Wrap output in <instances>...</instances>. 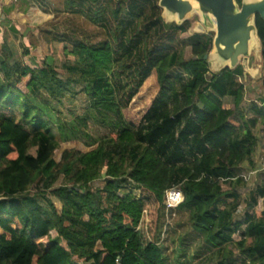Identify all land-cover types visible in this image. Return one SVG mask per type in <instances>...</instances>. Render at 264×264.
I'll use <instances>...</instances> for the list:
<instances>
[{
  "label": "trees",
  "instance_id": "16d2710c",
  "mask_svg": "<svg viewBox=\"0 0 264 264\" xmlns=\"http://www.w3.org/2000/svg\"><path fill=\"white\" fill-rule=\"evenodd\" d=\"M17 2L25 13L29 2ZM49 4L57 16L75 12L76 0H65L62 10ZM106 5L113 23L124 12L138 21L140 7L159 12V23L180 35L190 29L188 22L165 24L158 0ZM14 10V4L1 7L0 30L9 35L19 34L9 24ZM102 15L93 10L91 28ZM78 24L68 22L66 32L45 38V55L33 67L11 63L6 37L0 43V264H176L166 244L177 215L185 216L200 250L221 252L224 262L236 254L238 264H264V184L238 193L246 187L238 171L252 166L254 131L264 126V96L259 106L243 108L244 88L236 83L241 68L210 73L203 57L212 36L196 35L204 39L146 55L144 80L154 94L134 108L143 100L139 86L124 106L110 83L124 69H115L120 36L108 39L99 26L75 32ZM255 24L264 65V22L256 16ZM260 83L264 88V77ZM82 98L83 115L75 107L64 111L65 102ZM90 119L111 131L90 139ZM80 141L87 143L64 147ZM170 189L182 201L168 209Z\"/></svg>",
  "mask_w": 264,
  "mask_h": 264
},
{
  "label": "rangeland",
  "instance_id": "374dc122",
  "mask_svg": "<svg viewBox=\"0 0 264 264\" xmlns=\"http://www.w3.org/2000/svg\"><path fill=\"white\" fill-rule=\"evenodd\" d=\"M28 8L25 13L17 11L20 3L17 0H0V7H5L9 4H14L16 10H14L8 17L9 24L13 25L19 32L17 35H9L4 27L0 31V43L2 38L6 37L7 47L12 53L11 63L19 61L23 65L34 66L36 61L43 58L45 55L44 41L46 39H53V37L59 32H66L68 22L79 23L75 25L76 32L84 31L86 33H93L92 30H96L97 26L102 28L105 32V37L111 39V35L120 36V52L115 56V69L121 65L124 69L119 70L120 76L115 79L110 76V83L114 88L115 98L122 105H127L137 91V88L141 86V96L143 100L141 103L134 106V108L141 107L144 103L149 102V98L154 94L155 89L151 88V80H144L150 71L149 62L145 56L151 55L152 51L162 50L163 47H173L177 43L180 44L183 40L188 42H196L204 39L203 36L197 37L198 34H183L180 35L176 32L173 26L163 27L159 23V12H151L150 8H140L142 10V16L136 20L127 18L125 12L120 15V21L113 23L111 13L106 5V0H101L97 5H90L85 1H77L75 12H64L62 15L54 16L50 13V4L57 9L62 10L65 0H27ZM124 10L127 13L132 12V6L130 4H124ZM103 15L100 19V24L92 27L89 25L93 10H100ZM149 9V10H148ZM75 13L74 16L70 14ZM69 14V15H68ZM85 21V22H84ZM191 30L197 23L198 19L195 16L189 17L187 21ZM89 23V24H88ZM158 24V25H156ZM6 25V24H5ZM120 26V29L116 30V27ZM73 27V28H75ZM70 29V28H69ZM188 30V31H189ZM206 38L211 37V34L206 33ZM172 40L176 42H172ZM57 57V56H56ZM249 65L253 66V58L250 57ZM254 67V66H253ZM264 77V65L258 71L257 76L254 78L247 77L246 79L238 77L236 83L238 86L244 88V101L242 107H246L250 103H254L259 106V99L264 96V88L262 87L260 80ZM150 81V82H149ZM151 84V85H150ZM147 86L150 87V91H146ZM138 101V102H140ZM230 101V100H225ZM87 104L84 99H77L75 104L71 105L69 102H65V109L75 107L76 115H83ZM94 120L90 119L86 123L85 133L90 139H98L99 137L106 136L111 128L106 125L94 124ZM254 134L257 138V144L263 148V153L259 157L255 156V160L261 159V169L256 168V162L252 156V167L249 164H244L238 171V173L244 178L246 187L239 190L238 193L243 197L246 193L254 190L256 187L264 184V126L258 125ZM83 142V143H82ZM87 141H80L71 144H66L64 147H82ZM257 145V146H258ZM129 191H133L135 195H139L132 187H127ZM55 202V200H52ZM258 210H262L261 201L258 202ZM243 205H241L238 213L235 216L236 220H241L243 215ZM188 223L184 215H177L171 226L168 228L167 233V248L166 255L169 260L174 261L176 264H238V257L234 255V259H230L226 262L222 260L221 252H204L199 249L200 243L193 240L188 228ZM179 239L186 243L185 246L179 245ZM234 239L237 240V237ZM187 241V242H186Z\"/></svg>",
  "mask_w": 264,
  "mask_h": 264
},
{
  "label": "water",
  "instance_id": "95a60500",
  "mask_svg": "<svg viewBox=\"0 0 264 264\" xmlns=\"http://www.w3.org/2000/svg\"><path fill=\"white\" fill-rule=\"evenodd\" d=\"M126 1V0H117ZM191 3L196 4L193 10ZM161 19L165 24L181 25L195 16L198 23L189 34H211V49L203 60L209 72L240 67L242 78H254L263 65L261 43L256 30V16L264 22V0H158ZM175 17L176 21L168 19ZM0 7V21H4ZM253 58L254 67L249 65Z\"/></svg>",
  "mask_w": 264,
  "mask_h": 264
},
{
  "label": "built area",
  "instance_id": "2783aa9c",
  "mask_svg": "<svg viewBox=\"0 0 264 264\" xmlns=\"http://www.w3.org/2000/svg\"><path fill=\"white\" fill-rule=\"evenodd\" d=\"M182 201V195L180 191L176 189H170L166 193V200L164 202V205L166 208H176L177 205Z\"/></svg>",
  "mask_w": 264,
  "mask_h": 264
},
{
  "label": "crops",
  "instance_id": "0c3cea01",
  "mask_svg": "<svg viewBox=\"0 0 264 264\" xmlns=\"http://www.w3.org/2000/svg\"><path fill=\"white\" fill-rule=\"evenodd\" d=\"M258 145V144H257ZM263 153V148L261 147V145L259 144L258 146H257V150L255 151V153H254V157H253V159L255 158V156H257V157H259V155L261 156V154ZM255 160V159H254ZM255 162H256V168L258 169V170H260L261 169V159H258V160H255ZM252 167H254V165L252 164Z\"/></svg>",
  "mask_w": 264,
  "mask_h": 264
},
{
  "label": "bare ground",
  "instance_id": "6f19581e",
  "mask_svg": "<svg viewBox=\"0 0 264 264\" xmlns=\"http://www.w3.org/2000/svg\"><path fill=\"white\" fill-rule=\"evenodd\" d=\"M191 6H192L193 10L197 9L196 4L191 3ZM167 18L176 21V18H175V17H168V16H167Z\"/></svg>",
  "mask_w": 264,
  "mask_h": 264
}]
</instances>
